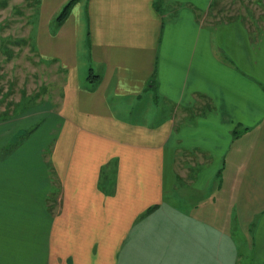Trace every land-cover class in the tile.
Wrapping results in <instances>:
<instances>
[{"label": "crops", "instance_id": "crops-1", "mask_svg": "<svg viewBox=\"0 0 264 264\" xmlns=\"http://www.w3.org/2000/svg\"><path fill=\"white\" fill-rule=\"evenodd\" d=\"M68 1L58 100L0 117V264H264V0Z\"/></svg>", "mask_w": 264, "mask_h": 264}, {"label": "rangeland", "instance_id": "rangeland-1", "mask_svg": "<svg viewBox=\"0 0 264 264\" xmlns=\"http://www.w3.org/2000/svg\"><path fill=\"white\" fill-rule=\"evenodd\" d=\"M37 3L38 0H0V117L16 114L40 100H58L61 73L53 62L41 60L33 47ZM42 124L37 122V128ZM44 130L33 139L40 135L48 147L51 135ZM22 134L16 138H24L26 133ZM172 193L167 191L169 198Z\"/></svg>", "mask_w": 264, "mask_h": 264}, {"label": "trees", "instance_id": "trees-1", "mask_svg": "<svg viewBox=\"0 0 264 264\" xmlns=\"http://www.w3.org/2000/svg\"><path fill=\"white\" fill-rule=\"evenodd\" d=\"M73 0H69L68 2H66L63 7L61 8V10L59 11V13L57 14V19L58 21H61L67 14L69 6L71 5ZM2 40V38H1Z\"/></svg>", "mask_w": 264, "mask_h": 264}]
</instances>
